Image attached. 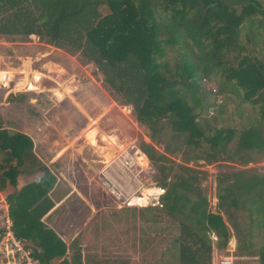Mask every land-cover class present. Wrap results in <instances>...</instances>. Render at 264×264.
<instances>
[{"label":"trees","instance_id":"16d2710c","mask_svg":"<svg viewBox=\"0 0 264 264\" xmlns=\"http://www.w3.org/2000/svg\"><path fill=\"white\" fill-rule=\"evenodd\" d=\"M31 36L93 65L104 90L148 131L139 150L164 190L162 213L177 225V264H212L213 249L232 236L237 259L264 264V167L220 173L212 211L207 172L186 165L264 159V0H0V37ZM228 93L239 99V118L240 104L256 112L239 128L223 116ZM33 172L42 176L5 197L14 235L42 264H85L81 235L66 244L42 221L55 206L56 176L32 138L0 116V191Z\"/></svg>","mask_w":264,"mask_h":264},{"label":"rangeland","instance_id":"374dc122","mask_svg":"<svg viewBox=\"0 0 264 264\" xmlns=\"http://www.w3.org/2000/svg\"><path fill=\"white\" fill-rule=\"evenodd\" d=\"M101 80L93 65H81L35 36L0 37V113L5 125L31 133L37 155L47 163L54 161L56 204L72 191L46 219L48 226L66 243L81 235L85 264H177V225L162 213L159 200L164 190L157 186L154 167L138 151L142 141L149 142L148 131L136 122L130 106L109 96ZM216 86L207 84L208 89ZM9 95H16V101H9ZM216 97L221 103L222 95ZM228 97L223 114L227 126L239 128L252 120L256 112L250 105L240 104L239 118V99L230 93ZM216 109L209 115H216ZM126 149L133 156L130 171L117 158ZM172 158L183 164L180 153ZM186 165L207 172L203 193L216 211L217 176L241 168L260 169L264 159L255 157L246 166L228 161ZM106 170L132 197L141 195L144 200L132 207L121 205L103 185ZM3 216L0 207L1 220ZM255 242L261 243V235ZM235 249L232 236L226 249H213L212 264H258L254 258L237 259Z\"/></svg>","mask_w":264,"mask_h":264},{"label":"built area","instance_id":"2783aa9c","mask_svg":"<svg viewBox=\"0 0 264 264\" xmlns=\"http://www.w3.org/2000/svg\"><path fill=\"white\" fill-rule=\"evenodd\" d=\"M133 148L134 147H131V149ZM130 153L131 152L126 149L121 152V158L118 157V162L127 170L133 167L130 165L133 159ZM103 177V185L116 197L121 205L132 207L135 206L134 204H138L137 200H144L141 195L132 197V195H130L131 193L126 191L121 183L109 176L107 170L103 173ZM141 188L142 187H139L138 189L141 190ZM136 192H138V190ZM153 198L155 199L156 197L153 196L152 199L149 200L151 201ZM3 230L4 232L0 236V264H42L40 260L34 256L33 249L26 242L14 235L12 231V222L9 218L5 219Z\"/></svg>","mask_w":264,"mask_h":264},{"label":"crops","instance_id":"0c3cea01","mask_svg":"<svg viewBox=\"0 0 264 264\" xmlns=\"http://www.w3.org/2000/svg\"><path fill=\"white\" fill-rule=\"evenodd\" d=\"M16 96V95H15ZM16 99L17 98H15V100H13L12 102H14V101H16ZM0 116H1V118H2V120H3V125L6 127V128H8L6 125H5V121H4V118H3V116H2V114L0 113ZM12 130H15V131H19V132H21V133H24V134H26V135H28L30 138H32V140H33V142H34V139H33V137L31 136V133H29V132H27L26 130H18V129H12ZM140 153H142L140 150H138ZM34 153H35V155L45 164V165H47L49 168H50V170L52 171V173L56 176V179H57V183H58V177H57V175H56V173L54 172V170L52 169V167H51V164H53L54 163V161H49V163H47L46 161H44L42 158H40L38 155H37V153H36V148H35V142H34ZM142 155L144 156V154L142 153ZM118 158V157H117ZM116 166H118V165H116ZM42 176V172H33V173H31V174H28V175H19V177L17 178V185L14 187V186H12V185H10V184H8L7 185V187L5 188V190L4 191H0V207L3 209V213H4V216H3V218H2V220L0 219V229H3L2 228V226H4V223H5V219L6 218H9L8 217V206H7V204H6V201H5V197H6V195H8V194H10V193H13L15 190H18V189H20V188H22L23 186H25V185H27V184H29V183H31V182H33L34 180H36V179H38V178H40ZM118 181V180H117ZM119 182V181H118ZM120 183V182H119ZM57 186V185H56ZM146 188H143V190H145ZM55 190V189H54ZM155 190H158V189H155ZM160 190V189H159ZM54 192V191H53ZM72 194V191L71 192H69L68 194H66V196L60 201V203L59 204H61V203H63L70 195ZM53 198V197H52ZM59 204H56L55 203V206H54V208L49 212V213H47L44 217H43V219H42V221L44 222V224L46 225V226H48V224L46 223V219L49 217V215L55 210V208H57L58 207V205ZM49 228H51L52 229V227H50V226H48ZM57 234H58V236H60V238L66 243L67 241L64 239V237H62V234H60V233H58L56 230H54ZM78 236V235H77ZM74 238H72V240H73ZM71 240V241H72ZM70 241V242H71ZM70 242H68V243H66V244H69ZM83 245V244H82ZM83 257H84V259H85V253H84V250H83ZM56 261V260H55Z\"/></svg>","mask_w":264,"mask_h":264},{"label":"bare ground","instance_id":"6f19581e","mask_svg":"<svg viewBox=\"0 0 264 264\" xmlns=\"http://www.w3.org/2000/svg\"><path fill=\"white\" fill-rule=\"evenodd\" d=\"M2 78V77H1ZM144 157H145V155H144Z\"/></svg>","mask_w":264,"mask_h":264}]
</instances>
